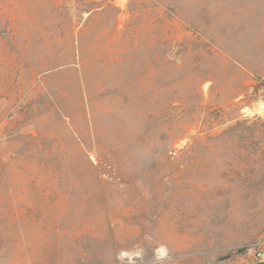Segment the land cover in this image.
Returning <instances> with one entry per match:
<instances>
[{
	"label": "rangeland",
	"instance_id": "374dc122",
	"mask_svg": "<svg viewBox=\"0 0 264 264\" xmlns=\"http://www.w3.org/2000/svg\"><path fill=\"white\" fill-rule=\"evenodd\" d=\"M264 253V0H0V264Z\"/></svg>",
	"mask_w": 264,
	"mask_h": 264
},
{
	"label": "crops",
	"instance_id": "0c3cea01",
	"mask_svg": "<svg viewBox=\"0 0 264 264\" xmlns=\"http://www.w3.org/2000/svg\"><path fill=\"white\" fill-rule=\"evenodd\" d=\"M247 264H264V260H262V259H254L252 261H249Z\"/></svg>",
	"mask_w": 264,
	"mask_h": 264
},
{
	"label": "built area",
	"instance_id": "2783aa9c",
	"mask_svg": "<svg viewBox=\"0 0 264 264\" xmlns=\"http://www.w3.org/2000/svg\"><path fill=\"white\" fill-rule=\"evenodd\" d=\"M259 259L264 260V253L263 252H258Z\"/></svg>",
	"mask_w": 264,
	"mask_h": 264
}]
</instances>
